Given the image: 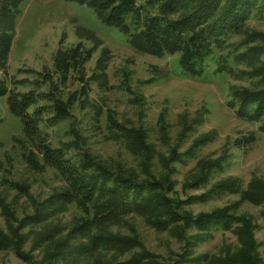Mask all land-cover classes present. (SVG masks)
<instances>
[{
	"label": "rangeland",
	"instance_id": "1",
	"mask_svg": "<svg viewBox=\"0 0 264 264\" xmlns=\"http://www.w3.org/2000/svg\"><path fill=\"white\" fill-rule=\"evenodd\" d=\"M78 28L92 34L98 44L82 73L69 72L63 78L55 68L57 53L66 54L78 43L83 50H91L95 43L85 36L78 37ZM248 31L264 35V15L251 20ZM103 49L108 51L109 60L106 82L100 85L91 77ZM225 55V51L213 52L203 62L199 75L190 74L181 69L178 55L155 58L134 53L126 35L102 25L86 6L63 0H22L0 85L12 95H31L35 99L28 113L39 111L41 132L47 134L53 149L63 150L68 157L77 158L86 152L103 164H119L138 172L140 157L128 152L115 136H109L107 120L112 117L118 125L143 130L153 150L149 162L152 176L169 181L171 198L174 195L186 201L218 182L235 181L239 189H245L252 180L264 183V133L257 132V125L237 117L228 105L235 89L252 88L255 82L246 76L243 64L233 66L228 74L219 73L220 57ZM82 93L86 94V109L78 106V100L84 99ZM54 100L67 109L69 119L51 122ZM93 105L101 111L97 122ZM70 128L80 137H75L79 147L72 146ZM25 135L20 119L9 111L6 97L0 98V230L4 232L8 226L17 230L20 221L32 214V203L44 201L63 186L58 172L30 169L29 153L38 152L39 136L27 139ZM250 135L253 142L245 144L244 139ZM172 153L179 159L171 160ZM217 161H222L221 168H214L203 186L186 188L198 163ZM237 200L236 194H212L183 208L195 215L232 206ZM232 212L253 218L257 253L264 264V208L243 202ZM73 213L72 209L61 211L60 222L68 224ZM127 221L158 264H178L182 243L175 237L147 227L136 215ZM32 243L30 236L24 251H29ZM225 245L234 246L235 237L218 227L194 247L193 253L217 255ZM0 264L23 263L11 252L2 251Z\"/></svg>",
	"mask_w": 264,
	"mask_h": 264
},
{
	"label": "trees",
	"instance_id": "2",
	"mask_svg": "<svg viewBox=\"0 0 264 264\" xmlns=\"http://www.w3.org/2000/svg\"><path fill=\"white\" fill-rule=\"evenodd\" d=\"M63 1L92 9L102 25L128 37V46L134 53L155 58L178 55L181 69L190 74L199 75L206 58L213 52L225 51L217 71L228 74L233 66L243 64L246 76L255 82L252 88L235 89L229 108L240 119L257 125V132L264 133V35L248 31L249 22L264 15V0ZM21 2L0 0V73L3 74L7 70ZM76 35L95 43L91 50H83L78 43L66 54L57 53L55 68L63 78L69 72L82 73L98 44L83 29L78 28ZM108 60V51L101 50L92 81L105 84ZM82 94L84 99L78 100V106L86 109L83 106L86 94ZM4 97L10 113L20 119L25 137L39 136L38 152L29 153L32 155L27 161L30 169L58 172L63 186L60 192L44 201L32 203V214L20 221L17 230H11L10 226L7 232L0 230V252H11L23 264H158L128 224V218L136 215L147 227L166 232L182 243L178 264H263L257 253L253 218L232 212L243 202L264 208L263 182L252 180L245 189H239L235 181L218 182L202 195L180 201L168 195L172 191L168 180L158 181L152 176L149 162L153 150L143 130L118 125L112 117L107 120L109 136H115L128 152L140 157L139 173L119 164H103L86 152L77 158L68 157L63 150L53 149L47 134L41 132L39 111L28 113L31 103L35 102L31 95H12L0 85V98ZM93 106L97 122L101 111ZM50 108L54 114L51 122L70 118L67 109L56 100ZM70 132L72 146L79 147L75 139H80L78 133L74 128ZM253 140L250 135L244 143L250 144ZM170 159H179V156L172 153ZM221 162L198 163L186 188L203 186L208 174L214 168H221ZM221 193L238 195L237 203L195 215L183 208ZM69 209L74 213L65 225L59 218L61 211ZM4 211L9 214L7 209ZM218 227L233 234L235 245L223 246L217 255L194 254V247ZM30 236L32 247L24 251Z\"/></svg>",
	"mask_w": 264,
	"mask_h": 264
}]
</instances>
